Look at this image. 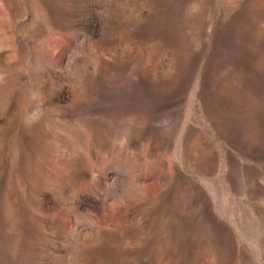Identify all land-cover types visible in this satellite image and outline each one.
I'll return each mask as SVG.
<instances>
[{
	"label": "rangeland",
	"instance_id": "rangeland-1",
	"mask_svg": "<svg viewBox=\"0 0 264 264\" xmlns=\"http://www.w3.org/2000/svg\"><path fill=\"white\" fill-rule=\"evenodd\" d=\"M0 264H264V0H0Z\"/></svg>",
	"mask_w": 264,
	"mask_h": 264
}]
</instances>
